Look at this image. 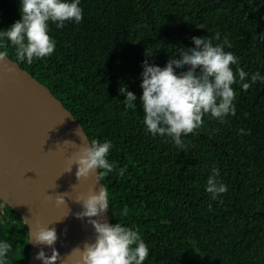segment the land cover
<instances>
[{"label": "trees", "instance_id": "16d2710c", "mask_svg": "<svg viewBox=\"0 0 264 264\" xmlns=\"http://www.w3.org/2000/svg\"><path fill=\"white\" fill-rule=\"evenodd\" d=\"M80 6L81 22L50 24L56 42L50 56L19 61L7 39H0V51L49 88L90 141L111 142L113 170L100 177L110 223L138 231L149 249L144 264H264V82L251 83L252 74L264 75L258 38L264 0H81ZM19 19V0H0V30ZM201 36L237 57L233 70L249 73L250 87L234 84L236 114L223 123L206 114L181 149L146 131L142 63L165 67ZM123 85L136 94L134 107L125 106ZM212 168L227 187L216 200L206 192ZM28 236L23 218L0 201V241L10 244L4 264H28Z\"/></svg>", "mask_w": 264, "mask_h": 264}, {"label": "clouds", "instance_id": "9594fccd", "mask_svg": "<svg viewBox=\"0 0 264 264\" xmlns=\"http://www.w3.org/2000/svg\"><path fill=\"white\" fill-rule=\"evenodd\" d=\"M80 3L81 0H19L20 19L7 29L0 30V39H7L15 47L19 61L31 64L34 58L50 56L56 46L49 34L50 24L63 28L66 21L81 22L83 9ZM258 38L264 39V33L258 34ZM192 39L195 48H179L175 54L179 58L170 59L165 67L145 59L141 72L139 104L146 131L153 137L173 142L181 149L187 147L183 137L198 129L206 114L221 123L229 115L236 114L234 84L239 82L244 90L250 87V83L245 82L249 73L240 67H236L234 72L232 66L237 65L238 60L232 52L225 51L221 44H213L205 36ZM152 54L149 51L146 53ZM6 55V52L0 51V60ZM257 81L264 82V75L259 71L251 75V83ZM119 92L125 96L126 107L135 106L137 96L134 92L126 85L121 86ZM79 131L77 129V135ZM111 148L112 144L107 140L88 141V146L82 149V154L74 162L78 165L77 177L88 176L92 172L100 177L110 173L113 170V164L108 160ZM219 176V169L212 168L206 180V192L212 200L227 191ZM81 201L83 211L76 215L81 219L89 218L96 236L93 242H85L83 248L73 249L72 253L79 255V264H144L149 249L137 230L119 222L112 224L92 219L101 217L108 210L107 190L101 185L99 192H93ZM121 214H128L126 206ZM57 239L56 229L48 226L39 227L35 233L36 244L52 248L51 256H47L43 249L36 254V259L42 264H55L58 259L54 247ZM9 249V242L0 241V264H4Z\"/></svg>", "mask_w": 264, "mask_h": 264}, {"label": "water", "instance_id": "95a60500", "mask_svg": "<svg viewBox=\"0 0 264 264\" xmlns=\"http://www.w3.org/2000/svg\"><path fill=\"white\" fill-rule=\"evenodd\" d=\"M88 141L80 122L49 88L8 56L0 60V201L28 228V264H42L36 259L41 249L52 255L51 247L35 243L41 226L56 229L55 264H79L73 249L95 240L89 218L76 215L83 211L81 200L102 185L96 172L76 175L74 162ZM92 219L110 223L108 210Z\"/></svg>", "mask_w": 264, "mask_h": 264}, {"label": "flooded vegetation", "instance_id": "af4514ba", "mask_svg": "<svg viewBox=\"0 0 264 264\" xmlns=\"http://www.w3.org/2000/svg\"><path fill=\"white\" fill-rule=\"evenodd\" d=\"M28 244H29V236H28ZM30 246V245H29ZM31 250V249H30ZM29 258H30V256H29ZM20 264H22V263H20Z\"/></svg>", "mask_w": 264, "mask_h": 264}]
</instances>
